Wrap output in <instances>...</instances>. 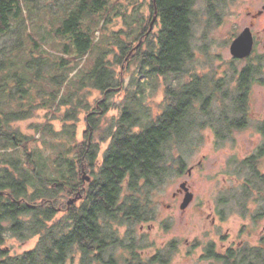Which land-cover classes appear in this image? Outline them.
<instances>
[{
	"label": "trees",
	"instance_id": "16d2710c",
	"mask_svg": "<svg viewBox=\"0 0 264 264\" xmlns=\"http://www.w3.org/2000/svg\"><path fill=\"white\" fill-rule=\"evenodd\" d=\"M138 1L133 3L135 8L130 14L122 0H65L55 13L53 23L58 26L53 28V33L62 42V55L56 65L51 66L58 75L49 78L53 87L49 102L51 106H69L61 118L63 123L78 120V114L86 108L83 91L87 88L105 96L98 108L102 112L96 114L104 115L109 110L108 100L121 90L116 69L122 64H134L137 71L136 79L132 77L130 81L135 90L125 89L119 115L112 118L102 132L100 142L108 140L109 143L99 164L96 163L99 145L92 140L99 130L95 114L88 116L86 142L74 141L53 157L57 177L44 170V163L34 160L33 145L37 140L23 135L17 138L10 134L9 126L26 120L36 108L27 101L32 99L29 95L35 83L26 77L25 71L39 61L35 57L39 54V42L28 34L29 46L23 50L28 60L22 63L21 72L11 61L6 60L7 65L0 63V97L5 98L8 108L3 111L0 102V154L5 156L0 163V246L6 241L7 232L22 241L38 239L31 251L20 256L3 260L5 251H0V264H65L69 254L78 252L83 245L85 264H90L95 261L91 256L102 252L103 240L109 236L102 230L104 225L108 228L112 222L150 219L152 201L149 196L169 171L167 146L182 149L188 144L190 134L203 128H210L218 139H226L234 130L247 125L250 87L258 81L261 65H246L238 73L232 90L227 87L221 93L217 111L211 108L213 96L222 88L223 81H214L212 91L206 94L209 87L204 77L192 74L188 81H178L174 87L166 88L161 112L151 118L144 105L147 89H153L148 80L176 79L194 60L192 40L195 6L199 0H151L148 22L136 8L140 6ZM202 1L210 17L219 21V0ZM33 8L31 0H0V38L12 32V27L26 30L23 24L26 17L33 23L30 19ZM128 15L135 17L131 24L125 23L127 30L112 33L114 43L98 45L95 31H104L114 17L125 20ZM153 17L158 31L147 35ZM141 38L138 49L134 50ZM93 51L97 54L91 68L84 72L77 70L76 61ZM109 55H113L112 58ZM49 66L38 65L43 72ZM5 68L8 73L4 77L1 70ZM64 70L69 73L77 70V73L69 78L63 75ZM63 87L70 89L66 95L62 93ZM225 99L231 104L227 105ZM196 103H199V118L195 114ZM65 128L64 134H70L74 140L75 133L71 131L74 125ZM42 130L55 133L48 124ZM258 131L262 143L251 156L238 162L237 184L231 193L220 198L221 219L228 206L229 211L237 210L240 216L254 222L264 218V119ZM15 154L20 157L15 158ZM83 166L91 174L86 186L79 174ZM73 193L83 195V201L79 206L72 205L61 223L50 224L57 214L56 208L63 207L64 194L71 197ZM259 201L260 210L253 215L249 204ZM211 247L206 249L207 257L223 264H254V259L248 257L254 255V249L230 250L226 255H218Z\"/></svg>",
	"mask_w": 264,
	"mask_h": 264
},
{
	"label": "rangeland",
	"instance_id": "374dc122",
	"mask_svg": "<svg viewBox=\"0 0 264 264\" xmlns=\"http://www.w3.org/2000/svg\"><path fill=\"white\" fill-rule=\"evenodd\" d=\"M64 1L31 0V5L35 9L34 14L30 17L33 23L26 17L23 24V26H26V30H15L12 27V32H8L0 38V63L7 65L6 60L11 61L12 65H17V71L19 72H21L22 63L28 60V56L25 54L26 51H23L29 46L28 34H31L40 44L39 54L35 56L39 61L33 65L31 70L25 71L26 77L32 79L35 83L31 87V95H29L32 99L26 100L31 101L30 104L36 108L26 120L11 123L9 130L10 134L17 138L23 135L34 137L37 140V143L33 145L34 160L44 163L46 166L44 170L53 177H57L52 165L53 157L57 153L63 152L64 148L69 144L72 145L74 141L76 143L86 142L85 134L88 130L86 116L95 109L98 111L96 104L105 100L101 92L90 88L84 89L83 93L86 94L84 107L86 108L80 111L76 122L66 123H63L61 118L69 106L58 107L56 104L51 106L52 103L49 102V94L53 92L49 78L58 75V72L51 66L56 65L58 57L62 55V42L56 39L53 33V28L57 27L58 23L54 25L53 22L56 18L55 13L59 12L58 7ZM134 2L135 0H131L129 3L122 0L121 3L128 9L127 14L134 10ZM150 2L151 0H139L137 5L140 6L136 7L146 22L151 17ZM218 5H220L218 11L221 16H219V21H216L210 17L205 3L199 0L195 6L196 16L192 40L194 60L186 66L185 73L176 79L167 77L148 80L153 89H147L144 105L149 109L151 118H155L161 112V103L166 88L174 87L178 81L186 82L192 74H198L204 77L208 84L209 90H206V94L212 91L210 89H212L214 81H223L221 83H224V85L216 90L213 96L214 102L211 108L217 111L220 104L218 99L221 98V93L227 87L232 90L238 73L246 65H261L260 74L257 76L258 81L250 87L249 120L244 128L234 130L230 138L218 139L213 131L207 127L191 133L187 138L186 143L188 144L182 149H178L174 145L170 148L167 146L166 155L169 171L162 182L153 188L149 196L152 201V217L156 216L154 220L152 219L150 223L144 224L142 231L140 230V224L137 223L134 225H113L114 237L124 245L131 238L144 239L141 248L137 250L143 260L151 259L156 253V249H159L160 253H164L161 251V247L176 240L178 250L172 253L166 264H223L214 259L202 258L200 248L191 250L193 241L195 239L200 240L201 247L205 243H214L216 251L221 252L222 244L225 247L234 246L237 248H242L245 245L255 246L259 243V239L264 237L263 220L254 222L251 218H243L237 210L229 211V206L222 219L217 215L222 209L220 205L221 196L231 193V189L237 184L236 181L239 178L236 174L238 162L251 156L263 140L258 131V125L264 119V0H219ZM134 17L135 15H128L125 20L120 16L114 17L105 30L101 29L104 31H95L94 36L98 45L106 42L114 43V40L111 39L112 33L125 30V23L127 25L131 24V19ZM245 28L251 30V33L257 39V43L250 57L236 60L231 56L229 48L232 41ZM157 31L158 26L153 24L149 34H154ZM141 41L142 38L133 47L134 50L138 49ZM96 54L97 51L90 52L76 61L79 65L77 70L80 69V72H84L91 68ZM112 56L109 55V58H112ZM41 64L50 66L43 72L38 67ZM127 66L122 64L121 68L116 69L120 76L121 90L108 100L109 110L104 115L95 114L99 122V130L92 140L99 145L100 152L96 161L97 164L101 162L102 154L109 143L108 140L100 142L102 132L109 126L110 120L119 115L125 97V89L135 90V86H130V81L132 77L136 79L137 71L134 64H129L128 68L124 69ZM77 70L71 73H69V70H64L63 75H68L71 78L77 73ZM7 73L6 68L4 71L1 70L2 76L5 77ZM10 82L8 80V83ZM69 90V87H63V95L69 93ZM0 102L3 111L8 110L4 97L1 98ZM224 102L227 105L231 104L226 99ZM198 108L199 103H196L195 114L199 118ZM200 120H203V118H200ZM46 124L51 125L55 133H51L50 130L43 131L42 128ZM72 125H74V128H71V131L74 130L75 133L74 140L70 134H64L63 129V127L67 129ZM14 157H20V155L15 154ZM3 158L5 156L0 154V163ZM181 164L185 165V172L179 175L176 168ZM190 168L192 169L191 174L188 175L187 171ZM79 174L82 178V171ZM84 174L86 177H91L90 171L85 170ZM184 182L193 194V200L185 210H181L180 205L183 196L174 199L172 195L177 193L180 185ZM70 198V196L64 194L63 207L66 206V202ZM249 206L254 211L253 215H255L260 210V201L257 204L250 203ZM64 217L63 213H57L50 224H59ZM165 225H168V227ZM5 237V243L0 246V251H5L3 260L31 251L38 240L37 237H34L31 240L22 241L12 237L8 232ZM120 251L118 249L117 254ZM124 253L126 255V252ZM79 263V256L76 254L73 260L65 264Z\"/></svg>",
	"mask_w": 264,
	"mask_h": 264
},
{
	"label": "flooded vegetation",
	"instance_id": "af4514ba",
	"mask_svg": "<svg viewBox=\"0 0 264 264\" xmlns=\"http://www.w3.org/2000/svg\"><path fill=\"white\" fill-rule=\"evenodd\" d=\"M252 36H253V50H254V46L257 43V39H256V37L253 34H252ZM101 102L96 104V108L97 109L99 108ZM98 111L95 109L92 113H90V114H88L86 116L87 127L89 125L88 116L91 115V114H100L102 112L99 109H98ZM89 143H90V140H89L88 144ZM184 168L185 167L181 168L180 165L177 166V168H176V170L178 169L177 173L179 175L184 174V172H185ZM82 169H84V171H85V166H83ZM191 170H192L191 168L188 169V171H187L188 175L191 174ZM90 179H91V177H90ZM82 182H83L84 186H86L87 184L90 183V181L89 182L82 181ZM141 185H142V187H144L142 182H141ZM182 185H184L185 189L181 188ZM82 189H84V187ZM188 193L192 194L190 192V189H189L188 185L184 182V183H182L180 185V189L177 191V193L173 194L172 196H173L174 199H179V197L183 196V200H184L185 195L188 194ZM78 195H80V194L73 193V195L71 196L70 199H73L74 197H76ZM192 196H193V194H192ZM183 200H182V202H183ZM192 200H193V198H192ZM82 201H83V195H80V197L77 199V201L73 205L76 204V205L79 206L80 202H82ZM71 206H67V202H66V206L65 207L59 206V207L56 208V211H57V213H63L65 215V217H64V219H65L67 217V215H68V210H69V208ZM185 209H183V210H185ZM217 215L221 218V216L219 214H217ZM152 216H153V213L149 216L150 217L149 220H145L143 218H139V220H141V221H135L136 218H132L131 219L132 221H128V222H122V223L112 222L111 224H109L108 228H106V225H104L105 228H103L102 230H103V232H105L106 235L108 234L109 236H107L103 240V244L101 246V251L102 252L100 254L95 252L91 256L95 261L91 262L90 264H166L170 260V257L172 255V253H174V252H176L178 250L177 249L178 242L176 240H174L171 243H168V245H166V246H162L161 247V251L164 252V253H160V250L156 249V253L151 257V259L143 260L142 257L140 256V254H138V252H137V250L141 248V245H142L143 240H144L143 238H141V239L131 238L126 243V245H124L123 243H120L119 240L116 237H114L115 236V231L113 230V225H115V224H117L118 226L127 225V224H129V225L133 224L134 225V224L137 223V224H140V230L142 231L144 224L150 223L152 221V219L154 220V218L156 217V216H154V217H152ZM220 218H219V220H220ZM260 220L264 221V218L259 219V221ZM69 222H71V221H69ZM212 224H214V223H212ZM165 226L168 227V225H165ZM200 244H201L200 240L195 239L193 241V243H192L191 250L194 249V248H200L202 250V255L201 256L204 259H213V258H208L207 254H206V249L209 248V246H212L211 249L214 251V253H216L218 255H220V254L221 255H226L230 250H232V251L233 250L234 251H236V250L244 251L245 249H248L249 251L250 250L252 251L254 249L255 250L254 255H249L248 257L254 259V262H253L254 264H264V237H261L259 239V243L257 245H255V246H249V245L246 246L245 245L242 248H237V247H234V246L225 247L222 244V249H221L222 251L221 252L220 251L219 252L216 251V245L214 243H205L202 247H201ZM82 247L79 248L78 252L74 251L72 254H69L66 263L68 261L73 260V258L77 254L79 256V262H80L79 264H85V261H84V247L83 248ZM240 247H241V245H240ZM118 249L121 250L120 252H122V253L119 252L117 254V250ZM96 250H100V249L96 248ZM124 252H126V255H125ZM244 256H245V254H243V257ZM243 264H246V263H243Z\"/></svg>",
	"mask_w": 264,
	"mask_h": 264
},
{
	"label": "water",
	"instance_id": "95a60500",
	"mask_svg": "<svg viewBox=\"0 0 264 264\" xmlns=\"http://www.w3.org/2000/svg\"><path fill=\"white\" fill-rule=\"evenodd\" d=\"M155 19L156 18L153 17L152 22L149 25V30L147 32V35L151 31V28H152V25H153ZM229 50H230L231 56L236 60H243V59L250 57L252 50H253V36H252L251 30L249 28H245L232 41ZM82 174H83L82 181L89 182L90 178L85 176L84 169H82ZM181 188H184V185H182ZM79 197H80V195H78V196L74 197L73 199H70L69 201H67V206L73 205ZM192 198H193L192 194H190V193L186 194L180 208L182 210L185 209L188 206V204L191 202ZM0 259H1V254H0Z\"/></svg>",
	"mask_w": 264,
	"mask_h": 264
}]
</instances>
